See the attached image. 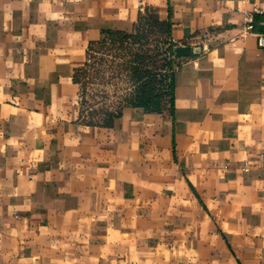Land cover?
<instances>
[{"label":"crops","instance_id":"1","mask_svg":"<svg viewBox=\"0 0 264 264\" xmlns=\"http://www.w3.org/2000/svg\"><path fill=\"white\" fill-rule=\"evenodd\" d=\"M259 4L0 0V264H264ZM139 12L188 47L171 110L86 123L74 71Z\"/></svg>","mask_w":264,"mask_h":264},{"label":"rangeland","instance_id":"2","mask_svg":"<svg viewBox=\"0 0 264 264\" xmlns=\"http://www.w3.org/2000/svg\"><path fill=\"white\" fill-rule=\"evenodd\" d=\"M143 33L145 37L136 42L107 38L90 47L86 67L75 73L78 110L82 121L101 122L104 113L115 112L129 101L134 86L127 65L133 61L134 54L141 56L138 60L143 68L164 71L168 59L165 53L166 37L156 27H146ZM169 59L174 67L172 57Z\"/></svg>","mask_w":264,"mask_h":264},{"label":"trees","instance_id":"3","mask_svg":"<svg viewBox=\"0 0 264 264\" xmlns=\"http://www.w3.org/2000/svg\"><path fill=\"white\" fill-rule=\"evenodd\" d=\"M146 27H156L160 34L164 36L167 35L168 27L165 22H156L149 18V16L143 12H139L137 16V21L133 27L132 32H121V31H106L102 33L101 37L94 42L88 44L85 53V62L79 68L74 71L73 79L75 80V73L84 69L86 67V58L88 56V51L90 47L95 43H101L107 38L119 39L123 41L125 39H131L136 42L145 37ZM150 32V31H149ZM166 56L168 59L164 65V71L160 72L158 70H148L143 68V64L138 59H141V56L134 54L133 61L127 65L129 76L134 86V91L127 103L125 105H134L139 106L147 112H160L164 108L171 110L172 107V92H171V83H170V73L172 70L173 64L171 60L175 58L173 52L174 44L169 41L166 43ZM115 112H106L102 118L101 122L95 123L100 125H109L112 117L116 115ZM91 124V123H90Z\"/></svg>","mask_w":264,"mask_h":264},{"label":"built area","instance_id":"4","mask_svg":"<svg viewBox=\"0 0 264 264\" xmlns=\"http://www.w3.org/2000/svg\"><path fill=\"white\" fill-rule=\"evenodd\" d=\"M262 17V20H259ZM244 33L252 34L255 37L256 45L264 48V0H260L259 5H254L249 11H245L242 15ZM260 25L261 29H256Z\"/></svg>","mask_w":264,"mask_h":264},{"label":"water","instance_id":"5","mask_svg":"<svg viewBox=\"0 0 264 264\" xmlns=\"http://www.w3.org/2000/svg\"><path fill=\"white\" fill-rule=\"evenodd\" d=\"M259 20H262V17H259ZM258 29H261L260 25ZM173 52L176 57L185 56L188 54V47L187 46H175L173 48Z\"/></svg>","mask_w":264,"mask_h":264}]
</instances>
